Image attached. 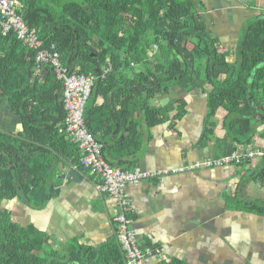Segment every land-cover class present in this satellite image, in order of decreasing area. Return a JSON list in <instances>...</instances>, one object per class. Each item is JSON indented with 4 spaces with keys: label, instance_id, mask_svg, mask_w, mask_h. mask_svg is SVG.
Masks as SVG:
<instances>
[{
    "label": "trees",
    "instance_id": "trees-1",
    "mask_svg": "<svg viewBox=\"0 0 264 264\" xmlns=\"http://www.w3.org/2000/svg\"><path fill=\"white\" fill-rule=\"evenodd\" d=\"M198 1L18 0V13L36 29L41 48L53 44L69 73L97 76L84 118L110 164L136 166L142 142L138 126L144 131L164 122L174 108L176 117L184 113L181 98L162 107L151 103L169 89L188 92L209 85L200 145L213 137L219 108L226 112L222 128L236 150L253 145L257 134L264 136V130L259 133L264 129V16L245 24L234 59L228 60L229 51L204 30ZM36 50L0 28V96L21 124L20 133L0 130V264H119L122 253L114 239L94 248L68 243L61 257L48 248L44 232L17 224L6 207L14 198L32 209L44 207L57 193L50 183L56 165L70 159L82 168L81 151L66 131L62 82L51 66L37 63ZM110 93V107L96 104L98 96ZM254 171V178L264 180V163Z\"/></svg>",
    "mask_w": 264,
    "mask_h": 264
},
{
    "label": "crops",
    "instance_id": "crops-1",
    "mask_svg": "<svg viewBox=\"0 0 264 264\" xmlns=\"http://www.w3.org/2000/svg\"><path fill=\"white\" fill-rule=\"evenodd\" d=\"M198 2L204 30L220 40L223 49L229 51L228 60H233L232 50L245 24L264 16V0ZM209 88L206 84L188 92L169 89V94L153 98L151 103L157 107L181 98L185 102L184 113L176 117L174 108L166 121L144 131V125L138 126L142 142L136 166L145 170L179 167L236 150L222 128L226 114L222 108L213 117V137L209 136L204 145L199 144L208 112ZM113 96H98L96 104L110 107ZM140 116V112L134 113L143 124ZM0 130L21 132L18 115L1 96ZM263 130L261 126L259 133ZM123 135L124 132L118 133ZM248 146L264 148V136L257 134L254 144ZM69 162L81 173L79 182L61 177ZM263 163L264 157L251 158L238 165L186 171L128 185L130 226L137 243L160 252L149 256L148 263L264 264V180L254 178V170ZM95 180L91 171L64 159L56 165L51 178L57 193L48 204L32 209L25 201L14 198L6 202V207L17 224H31L44 232L48 248L61 257L66 254L68 243L98 247L110 239L116 241L113 218L117 208L115 199L99 194Z\"/></svg>",
    "mask_w": 264,
    "mask_h": 264
},
{
    "label": "built area",
    "instance_id": "built-area-1",
    "mask_svg": "<svg viewBox=\"0 0 264 264\" xmlns=\"http://www.w3.org/2000/svg\"><path fill=\"white\" fill-rule=\"evenodd\" d=\"M18 0H0V28L3 34L13 32L29 48H35V59L39 64L53 68L54 74L62 82V100L66 111V131L81 151V165L96 177L95 186L101 196L115 199L117 211L114 215L115 239L122 253L119 264H149L147 258L159 254L158 249L141 247L137 243L135 231L131 228V200L127 186L147 179H163L167 175L195 171L211 167L238 165L244 160L264 157V148L242 147L229 154L213 159L195 161L179 167L145 170L139 166L130 168L112 165L102 155L103 144L88 130L84 118L85 105L97 76L69 73L63 65L59 52L51 44L41 48L42 41L35 28H29L18 9ZM156 48V46H154ZM151 55V51H149ZM108 69H104V77Z\"/></svg>",
    "mask_w": 264,
    "mask_h": 264
},
{
    "label": "water",
    "instance_id": "water-1",
    "mask_svg": "<svg viewBox=\"0 0 264 264\" xmlns=\"http://www.w3.org/2000/svg\"><path fill=\"white\" fill-rule=\"evenodd\" d=\"M51 69L53 70L52 67H51ZM158 87H159V84H158ZM9 162L11 164L12 160L9 159ZM68 165H69V168L67 170H65L63 173H61V177L66 179V180H71L73 182H79L81 180V173L70 162L68 163Z\"/></svg>",
    "mask_w": 264,
    "mask_h": 264
},
{
    "label": "rangeland",
    "instance_id": "rangeland-1",
    "mask_svg": "<svg viewBox=\"0 0 264 264\" xmlns=\"http://www.w3.org/2000/svg\"><path fill=\"white\" fill-rule=\"evenodd\" d=\"M197 8H198V6H197ZM187 46H188L189 48H191V47H192V44H191L190 42H187Z\"/></svg>",
    "mask_w": 264,
    "mask_h": 264
}]
</instances>
